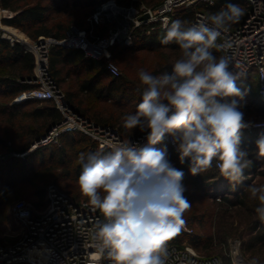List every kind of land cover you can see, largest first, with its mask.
Listing matches in <instances>:
<instances>
[{
	"label": "clouds",
	"instance_id": "9594fccd",
	"mask_svg": "<svg viewBox=\"0 0 264 264\" xmlns=\"http://www.w3.org/2000/svg\"><path fill=\"white\" fill-rule=\"evenodd\" d=\"M244 11L228 3L191 25L165 21L160 43L177 44L181 56L171 73L138 72L141 102L134 114L123 117L125 129L147 132L146 144L126 140L107 154L80 155V194L101 217L90 230L91 264H169L168 242L182 231L191 205L184 196L185 173L172 165L166 148L155 147L166 135L174 138L180 163L190 162L192 175L207 173L215 161L219 175L231 184L244 180L252 161L240 147L249 125L235 99L242 98L238 77L229 71L230 57L211 51L231 46L218 40ZM256 146L264 158V137ZM246 190L259 201L255 213L264 222V184Z\"/></svg>",
	"mask_w": 264,
	"mask_h": 264
},
{
	"label": "rangeland",
	"instance_id": "374dc122",
	"mask_svg": "<svg viewBox=\"0 0 264 264\" xmlns=\"http://www.w3.org/2000/svg\"><path fill=\"white\" fill-rule=\"evenodd\" d=\"M28 1L35 2L38 0ZM158 2L159 0H151L150 4L144 3L150 7H156L155 4ZM215 4L216 1L214 0L213 6ZM240 6L245 8L242 4ZM210 7L212 6L192 7L191 11L193 12L190 13L194 16V11H198L200 8L210 15L213 14ZM1 9L3 8L0 2V11ZM88 11V8L76 9L78 14H86ZM185 22L187 23V21ZM3 25L11 27V31L15 32L19 37L23 33L25 36H22V39H28L27 44L19 41H15L14 43L18 42L26 49L30 45L37 44L38 40H33L24 31L5 22H3ZM234 25L236 24L232 26ZM165 33L166 29L157 33L156 42L148 45H134L133 43L129 46L121 45L122 48L117 49L115 60L118 64L115 63L120 68L121 78L119 87L112 91L108 90V79H104L96 86L98 92H81L79 86L83 81V76L79 77L76 74L68 75L71 69L74 72L77 70L68 65H60L59 68L62 69L60 77L63 78L64 82L60 85L59 82L56 84L65 94L66 98L67 93H71L76 105L82 110H88L86 115L90 117V120L102 123L96 118L103 117L110 123H113L112 125L114 126L112 127L118 129L114 122L123 121V117L126 115L134 114L138 104L141 102L144 86L139 81L138 72L143 69L154 76L165 72L171 73L172 64L181 56V51L177 44L163 45L160 43ZM125 47H129L131 50L122 53L121 51ZM211 51L213 55L220 56L218 50L212 49ZM48 66L50 74L53 75L50 66V56ZM34 72L36 75V69H34ZM10 73L11 70L8 66L0 67V77H10L12 76ZM256 88V80L253 78L243 90L256 93ZM255 97L249 93L242 92V98H235L238 110L243 113L244 121L247 124L264 120V101L261 99L257 100ZM15 98L6 95L0 89V241L4 245L12 244L27 231L26 225L16 221L11 212L13 205L20 199L35 206V203L40 201L35 197V192L44 190L46 196L43 207L35 206L36 209H44L48 205L49 191L53 187L75 195L77 198L85 199L80 194L75 168L80 164V155H85L86 153L84 149H88V146H91L94 140L90 137L89 141L79 144L74 149L66 145L67 154L65 156L59 155V151L65 145L64 137H77L79 133L76 131L61 133L55 140L47 144H39L37 140H32L29 135L32 130H37L40 133L45 132L46 129L41 126L42 121L25 118L23 113L43 107L46 104H29L16 107L14 103ZM53 104L56 106L55 103ZM242 133L249 134L250 131L245 128L242 130ZM257 140L255 138L252 140L255 141V146ZM95 142L97 143V141ZM34 143L37 146L26 153L14 151V148H21L29 144L33 145ZM252 153L260 164L254 174H249L247 179L235 185L230 182L222 185V183L219 184L216 181V183L211 184V188L215 185L222 187L219 188L222 196L230 198L233 201H236L239 196L245 194L250 197V194L246 190L249 185L259 186L264 184V158H259L257 146L256 150ZM193 179V177L186 176V180L182 181L186 191L184 196L191 205L184 213V219H190L195 225V233L205 238L197 250L198 253L206 257L219 256L222 260L228 257L232 264H238L237 260L239 261L240 258L242 262H239V264H250L253 259H256L258 264H264V250L260 252L258 250H249L246 247L251 235L260 231V227L253 231L251 230V222L258 220V216H255L250 221L251 213L246 209L239 207L229 209L227 205L222 204L221 200L214 198L215 194L207 191V188H196L192 183ZM223 188L229 190L223 191ZM256 202L259 201L250 198L248 205L255 206ZM210 237L213 239L212 242L210 241ZM23 263L21 261L17 264Z\"/></svg>",
	"mask_w": 264,
	"mask_h": 264
},
{
	"label": "built area",
	"instance_id": "2783aa9c",
	"mask_svg": "<svg viewBox=\"0 0 264 264\" xmlns=\"http://www.w3.org/2000/svg\"><path fill=\"white\" fill-rule=\"evenodd\" d=\"M245 2L248 4L249 12L243 23L222 33L218 43L231 45L221 52L231 59L229 71L237 75L236 84L243 83L252 73H256L259 79V94L264 98V0ZM213 4L214 0H164L159 6L150 7L142 1H134L125 6L116 0H105L88 18V29L72 25L62 39L41 36L36 45H30V49L28 48L35 54L36 75L33 82L37 87L22 92L14 99V103L29 99L52 100L62 112L63 120L39 144H47L61 133L72 131H79L92 137L100 149L112 150L113 145L126 141L115 127L92 121L77 113L67 103L65 94L58 88L49 71L48 59L52 46L80 48L87 56L104 60L108 72L118 77L121 71L113 61L111 52L114 45H132L139 31L144 30L150 34L154 30H164L165 21L170 24L175 13ZM13 16V11L1 9L0 40L6 39L12 44L15 41L27 44L28 39L23 41L11 31V27L3 25L5 19ZM206 17L208 16L205 13L197 12L194 21L189 25ZM104 23L110 24L111 27L108 35L101 37L95 33L94 27ZM248 125L246 129L250 132L264 128V120ZM146 136L147 132L132 142L144 145L147 142ZM173 139L172 136L166 135L163 141L177 151ZM188 163L190 164L189 161ZM11 212L16 221L26 225L27 231L10 245L0 242V264H15L20 261L30 264H91L92 253L95 250L89 247L90 230L101 217L99 212H94L86 206V200H77L53 187L49 191L46 208L39 210L31 203L19 200L13 205ZM181 232L193 233L188 221ZM168 249L169 264H223L221 258L200 255L187 243L180 246L170 240ZM237 262L239 264L238 260ZM100 264L110 262L103 260Z\"/></svg>",
	"mask_w": 264,
	"mask_h": 264
},
{
	"label": "trees",
	"instance_id": "16d2710c",
	"mask_svg": "<svg viewBox=\"0 0 264 264\" xmlns=\"http://www.w3.org/2000/svg\"><path fill=\"white\" fill-rule=\"evenodd\" d=\"M27 1L0 0L3 9H8L13 12H16V14L12 18L5 19L4 21L9 25L24 31L33 40H38V38L41 36L62 39L66 36L67 31L72 25H76L82 29H88L89 28L88 18L93 14V12L97 9V7L105 0H38L35 2H30V1L27 2ZM116 1L121 5L128 6L136 0H116ZM142 1L146 2L147 4L151 3V0H142ZM163 1L164 0H159V2L155 4V6H159L160 4H162ZM215 1L216 4L210 7L213 13L219 11L228 3H234L238 5L242 4L245 6L244 15L240 18V20L237 23H235L236 25L234 26L231 25L230 28H236L240 26L243 23L245 17L248 15L249 7L248 4L245 2V0H215ZM78 8L80 9L88 8L89 11L86 14H80V13L78 14L76 12V9ZM190 12H193L191 11V8L175 13V15L171 19V22L179 19L181 21H187V25H189L192 21H194L197 12H203L207 16H209V14H207L204 10L200 8L198 9V11H194V16H192L193 14H191ZM110 27H111L110 24L104 23V24L95 25L94 30L97 35L103 37L108 35ZM161 31H163V29L154 30L150 34H147L144 30L139 31L137 36L135 37L134 45L140 44L144 46L152 42H156V35ZM23 36L25 35L23 34ZM118 48H122L120 44H116L111 48L112 59L114 62H116L115 54ZM128 50L130 51L131 49L129 47H125V49H123L121 52L122 53L127 52ZM218 52L220 53L221 56L222 55L221 50H219ZM49 56H50V66L53 73L52 77L56 81V83L59 82V85L62 82H64L63 78L60 77L62 75V69H60L59 67L60 65H66V66L68 65L71 68L77 69L76 72H74L71 69L68 75L76 74L79 77L83 76L82 77L83 81L79 86V90L83 93L98 92L96 86L100 84L104 79H108V90L112 91L113 89L119 87L121 75L118 77L112 76L108 72L104 60L97 59L92 56H87L85 51L80 48H64L62 46L55 45L51 47ZM3 66H8L11 70L10 74L12 75L10 77L9 76L0 77V89H2L3 93H5L6 95L15 98L16 96L20 95L22 92L29 91L37 87V85L33 82L35 79V72H34L35 56L33 52L26 49L22 44L18 42L11 44L6 39L0 40V67ZM253 78L256 80V84H257L256 93L243 90L245 86L249 84V82ZM237 87L246 94L249 93L252 96H256L255 98L257 100L261 99L264 101V98H262L259 94V79L256 73H252L250 77L243 83L237 84ZM66 100L67 103L77 113L90 119V117L86 115L88 110H82L78 105H76L74 98H72L71 93H67ZM40 103H44L46 105H44L43 107H38L31 111H25L23 113V116L25 118H32L34 120L42 121L41 126L42 128L46 129L44 133L43 132L40 133L37 130H32L29 135L32 140L33 139L38 140L43 135L47 134V132L50 130L51 127L58 125L64 118L62 112L53 104L54 102L52 100L29 99L22 101L20 103H15V106L16 107L21 105L26 106L29 104H40ZM96 119L99 122H102L99 124L114 126L112 125L113 123H110L103 117ZM76 132L79 133L77 137H64L65 145L64 147H62L61 151H59L58 153L59 155L65 156V154H67V151L65 149L66 145L67 147L74 149L79 144L85 143L91 139L89 136L79 131ZM261 137H264V128L254 129L249 134L241 133L240 147L242 150L248 153V158L252 161L251 166L245 170L244 180L247 179V176L249 174H254L255 170L259 168L260 164L257 161L255 155L252 153L253 151L256 150L255 141L252 140L254 138L259 139ZM31 145L32 144H29L28 146L21 148H14V151L17 153H22L23 151H27ZM155 147L166 148L168 153V158L172 163V165L177 169L182 170L185 173L184 175L185 180H186V176L193 177L194 179L192 183L195 185L196 188H201V189L207 188V191H211L212 194H215V197L213 196L214 198L221 200L222 204L227 205L229 209L238 208V207L241 209H246L248 212L251 213L250 221L255 216H257V214L255 213V208L259 205V202H256L255 206H249L248 201L250 200V197L247 194L243 196H239L236 201H233L230 198L222 196V193L219 189L222 187H218V185H215L216 187L213 186L211 188V184L214 182L216 183V181H218L219 184L222 183V185L228 184L229 182L228 180H226L225 178L219 175V170L215 167V163H216L215 161L213 162L212 169H210L207 173L192 175L189 171L190 164L188 163V160H185V162L181 164L179 159V153L173 148V146H171L169 143L165 141H162L161 143L157 144ZM84 150H86L85 156H87L88 153H92V152H100L101 154H107L108 152L111 151V149L109 148L100 149L94 140L92 141V145L88 146V149L85 148ZM81 170H82L81 164H78V166L75 168V174L77 178ZM222 190L225 191L229 189L223 188ZM185 192L186 191H184V193ZM45 196H46V192L44 190L36 191L35 197L40 201L36 202L35 206L43 207ZM71 196H73L77 200H82L80 198H77L75 195H71ZM185 221H188L190 223V225L193 228V233L186 234L181 232L179 235L171 239V241L175 242L180 246H183L185 243H187L192 245L196 250H198L202 245L203 241L205 240V238L195 233V225L190 219H185ZM251 223H252V227H251L252 231L258 229L259 227H260V231H258L254 235H251L246 247L249 250H258L261 252L262 250H264V223L261 222L260 219L255 221L253 220ZM210 241L211 242L213 241L211 237H210ZM222 261L223 264H232L230 258L228 257L224 258Z\"/></svg>",
	"mask_w": 264,
	"mask_h": 264
},
{
	"label": "crops",
	"instance_id": "0c3cea01",
	"mask_svg": "<svg viewBox=\"0 0 264 264\" xmlns=\"http://www.w3.org/2000/svg\"><path fill=\"white\" fill-rule=\"evenodd\" d=\"M8 10V9H7ZM11 11V10H10ZM16 14V12H14V15ZM18 30V29H17ZM114 124L116 125V127L119 129V131L121 132L122 136L129 141H135L137 140V138L139 137V135H141L144 132H141L138 128L136 129H132V130H127L123 127V121L120 122H114ZM146 132V131H145ZM179 135V134H178ZM1 242V241H0ZM21 262V261H20ZM25 263H28L26 261H22ZM18 263V262H17ZM15 263V264H17ZM30 264V263H28Z\"/></svg>",
	"mask_w": 264,
	"mask_h": 264
},
{
	"label": "water",
	"instance_id": "95a60500",
	"mask_svg": "<svg viewBox=\"0 0 264 264\" xmlns=\"http://www.w3.org/2000/svg\"><path fill=\"white\" fill-rule=\"evenodd\" d=\"M54 127H55V126L51 127L50 130L47 132V134H45V135H43L41 138H39V139L37 140V142H40L41 140H45V139L47 138V136L50 134V132L52 131V129H53ZM34 145H35V143H34L32 146H30V147L28 148L27 151H30ZM27 151H23L22 153H26Z\"/></svg>",
	"mask_w": 264,
	"mask_h": 264
},
{
	"label": "bare ground",
	"instance_id": "6f19581e",
	"mask_svg": "<svg viewBox=\"0 0 264 264\" xmlns=\"http://www.w3.org/2000/svg\"><path fill=\"white\" fill-rule=\"evenodd\" d=\"M13 29V28H12ZM21 35V37L23 36V34H20ZM18 37H19V35H18ZM20 37V38H21ZM22 39V38H21ZM26 40V38L25 39H23V41H25ZM35 147V146H34ZM239 262H242L240 259H239Z\"/></svg>",
	"mask_w": 264,
	"mask_h": 264
}]
</instances>
